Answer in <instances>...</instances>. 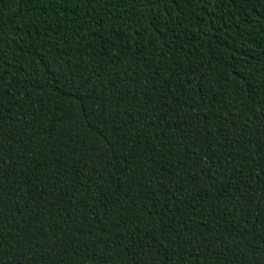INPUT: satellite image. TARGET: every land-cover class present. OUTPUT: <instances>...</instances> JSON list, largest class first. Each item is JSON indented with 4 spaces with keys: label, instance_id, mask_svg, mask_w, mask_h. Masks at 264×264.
I'll use <instances>...</instances> for the list:
<instances>
[{
    "label": "trees",
    "instance_id": "obj_1",
    "mask_svg": "<svg viewBox=\"0 0 264 264\" xmlns=\"http://www.w3.org/2000/svg\"><path fill=\"white\" fill-rule=\"evenodd\" d=\"M0 264H264V0H0Z\"/></svg>",
    "mask_w": 264,
    "mask_h": 264
}]
</instances>
